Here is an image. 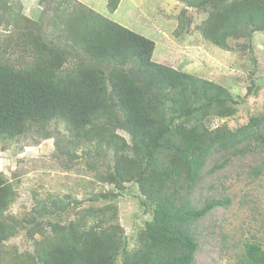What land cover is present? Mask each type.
<instances>
[{
    "label": "trees",
    "instance_id": "obj_1",
    "mask_svg": "<svg viewBox=\"0 0 264 264\" xmlns=\"http://www.w3.org/2000/svg\"><path fill=\"white\" fill-rule=\"evenodd\" d=\"M47 1L52 12L34 21L20 3L0 0V143L26 148L63 132L57 154L84 160L117 191L92 194V204L65 223L59 217L84 198L50 195L31 219H17L10 213L16 191L0 175V264H196V227L230 200L201 204L195 194L205 174L232 157L264 158V115L235 130L214 126L238 113L227 88L153 61L154 41L77 0ZM107 1L115 13L122 0ZM181 2L207 14L198 29L223 50L234 52L230 42L246 37L251 52L254 35L264 33V0ZM258 89L253 84L248 95ZM263 171L264 159L252 173ZM128 183L152 216L132 250L114 203ZM26 224L32 249L21 252L8 243ZM233 264H264L263 246L246 241Z\"/></svg>",
    "mask_w": 264,
    "mask_h": 264
},
{
    "label": "rangeland",
    "instance_id": "obj_2",
    "mask_svg": "<svg viewBox=\"0 0 264 264\" xmlns=\"http://www.w3.org/2000/svg\"><path fill=\"white\" fill-rule=\"evenodd\" d=\"M15 1L22 5V14L34 21L39 20L45 10L48 15L52 12L47 0ZM77 1L154 41L153 61L227 88L239 103L238 113L227 120H216L214 126L227 123L235 130L246 125L250 118L264 115L263 32L254 35L253 51L245 50L248 39L243 37L240 41L230 42L235 49L231 52L204 39L198 27L207 14L181 0H122L115 13L109 11L107 0ZM253 84L259 89L248 95ZM62 133L56 131L51 138L26 148L17 143H0V175L9 180L16 191L10 213L17 219H31L35 207L50 195L84 198L79 209H71L70 214L59 217L65 223L73 220L70 217H76L77 211L92 204L87 200L92 194H99L102 189L117 191L114 186L99 182L94 170H90L84 160L78 159L80 163L73 164L70 157L57 154L55 142ZM120 134L127 137L122 131ZM263 159L262 155L246 153L232 157L225 168L214 174H205L195 194L198 203L203 204L212 197L229 199L230 202L216 208L196 227L200 245L196 264H233L246 241H258L264 248V171L260 176L252 173ZM215 162L216 159L209 162L207 171ZM221 162L218 159V163ZM97 171L103 170L99 167ZM125 186L126 191L114 203L128 238V248L132 250L138 233L152 216L141 206L143 196L138 186L135 183ZM42 222L47 224L48 218ZM31 227L28 224L23 226L22 233L8 243L10 247L21 252L32 249L29 240Z\"/></svg>",
    "mask_w": 264,
    "mask_h": 264
}]
</instances>
